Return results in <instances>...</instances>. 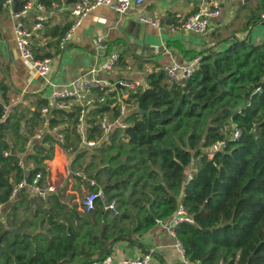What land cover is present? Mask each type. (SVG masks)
Wrapping results in <instances>:
<instances>
[{
  "label": "trees",
  "instance_id": "16d2710c",
  "mask_svg": "<svg viewBox=\"0 0 264 264\" xmlns=\"http://www.w3.org/2000/svg\"><path fill=\"white\" fill-rule=\"evenodd\" d=\"M39 1L47 12L75 2ZM25 2L0 0V14ZM235 9L232 21L209 36L217 47L193 57L199 61L190 76L178 83L162 68L147 72L146 87L127 95L135 105L128 126L91 148L80 147L76 106L42 114L45 97L10 105L15 89L0 61V206L11 200L17 182L35 172L41 173L40 186L51 183L56 152L71 157L73 190L102 195L84 211L61 191L41 198L20 188L0 217V264H94L118 241L139 244L179 205L192 221L178 222L174 234L190 262L264 264V40L248 42L250 28L264 20V0H243ZM52 17L31 35L35 58L61 51L59 37L73 21L52 23ZM106 108L87 109L86 137H99L96 115ZM45 121L42 134L26 147L28 135ZM54 125H60L62 141L48 131ZM218 140L225 145L209 156ZM109 201L117 213L103 208Z\"/></svg>",
  "mask_w": 264,
  "mask_h": 264
},
{
  "label": "crops",
  "instance_id": "0c3cea01",
  "mask_svg": "<svg viewBox=\"0 0 264 264\" xmlns=\"http://www.w3.org/2000/svg\"><path fill=\"white\" fill-rule=\"evenodd\" d=\"M242 1L236 0L232 3V0H219L221 11L212 22L210 34L216 29L221 32L220 26L232 21L235 8ZM197 4L198 0H146L140 5H131L126 12L120 14L106 5L93 8L81 19L70 43L61 51L49 56L51 60L48 77L54 86L38 76L32 65L27 62L29 60L18 54L13 31L15 19L11 9L8 8L0 14V61L8 65L7 77L15 89V93H9L10 105L19 102L31 105L35 97L47 98L52 89H61L75 79L82 69L97 59L92 42L93 36H103L109 42L110 48H117L121 56L113 69L98 71L100 77L108 79L126 77L145 83L147 72L159 70L162 65L172 61L180 64L189 62L200 50L210 47L208 44L211 40L210 34L204 36L184 29L171 30L167 23L174 12L189 14L197 8ZM71 5L72 3L62 4L56 11H46L45 18L48 19L49 15H53L52 23L60 22L64 18L73 20L70 15L66 16L62 13V10ZM140 13L158 16L162 19V24L154 26L143 22L138 19L137 14ZM34 16V11L27 12L22 16L24 24L31 25L35 21ZM250 29L249 36L253 43L264 40V25L254 24ZM41 38L43 42L46 41L44 36ZM85 57L89 60L87 61V58L85 60ZM45 127L47 121L41 129L28 135L26 147L38 139L37 135L42 134ZM54 169L53 166L52 171ZM52 171L48 175L49 181L55 185V191H60L62 180L57 179ZM66 187L65 192L72 191L69 185ZM27 190L35 195L33 188L27 186ZM14 196L15 194L12 198ZM12 198L0 206V217L11 205ZM174 216L175 213H172L164 220H158L143 233L139 244L129 246L126 241L116 242L106 259L94 264H124L123 259L126 254H136L146 250H150L161 264H183L181 254L175 246V235L168 230Z\"/></svg>",
  "mask_w": 264,
  "mask_h": 264
},
{
  "label": "built area",
  "instance_id": "2783aa9c",
  "mask_svg": "<svg viewBox=\"0 0 264 264\" xmlns=\"http://www.w3.org/2000/svg\"><path fill=\"white\" fill-rule=\"evenodd\" d=\"M146 0H75V2L68 6L69 15L73 18L71 25L60 35L58 40V48L64 49L68 43L73 39L76 28L80 25L81 19L93 8L106 5L116 13H124L131 5H140ZM11 0H6V3H10ZM34 11L35 21L28 27L24 24L22 16L27 12ZM219 0H198L197 8L189 13L182 14L181 12H174L170 22L167 25L171 30H188L197 34L208 36L211 32V25L216 16L220 14ZM12 16L15 19L14 22V39L16 41V49L18 54L29 60L34 69V72L45 79L48 84L52 83L49 75V63L50 58L43 56L42 58H35L31 49V35L32 33L40 29L43 20H45L46 9L44 4L39 0H26L23 6L18 11H11ZM138 19L149 23L154 26H160L162 19L155 15L140 13L137 14ZM264 19V14L262 15ZM264 21V20H263ZM92 42L95 50L96 61L88 64L82 72L76 76L75 79L65 84L61 89H52L47 96V102L41 108L42 114H49L50 109L70 110L74 106L78 108L75 131L81 137L80 147H94L101 143L104 139L108 138V134L118 128L123 131L129 124L126 120L127 115L135 110V105L128 103L127 95L130 91L135 89H144L146 84L138 81L137 79H129L126 77L108 79L100 77L98 71L111 70L118 64L120 60V52L117 48H110L109 42L103 36H93ZM209 46H213V41L209 40ZM199 57H195L187 63L180 64L172 61L170 63L161 66L165 75L175 82L181 83L185 78L190 76L195 66L198 64ZM107 106L106 109L96 115V124L99 131V137L90 138L86 137V127L88 126L87 109L94 106ZM60 125H54L48 131L53 133L60 141L63 140L62 133L59 132ZM239 131L234 133V138L239 136ZM40 135L38 134L37 137ZM27 144V142H26ZM48 145V143H46ZM225 142L218 140L214 143L209 151V156H212L213 152L222 150ZM70 158L64 160L61 170L63 177L69 178L72 170L70 168ZM19 164L23 166L22 159L19 160ZM190 178L192 174L190 171L186 173ZM83 179L87 176L82 173H78ZM41 178L40 172H35L31 180L26 177L17 182L13 189L11 196L14 195L20 188L29 186L34 189L35 195L41 198H45L49 191H55V185L48 183L45 186L38 184ZM90 184H94L95 180L89 178ZM98 197H102L100 190L89 191L83 195L80 200L79 208L82 210H89L94 207L95 201ZM108 208L111 212L117 213L115 203L113 201L106 202L104 207ZM175 216L172 223L169 225L168 230L174 234V227L180 221L191 222V217L185 213L182 206L179 205L175 210ZM176 238V236H175ZM175 246L178 252L181 254V261L183 264H195L190 262L186 255L183 253L180 242L175 239ZM124 264H161L152 254L150 250L141 253L126 254L123 259Z\"/></svg>",
  "mask_w": 264,
  "mask_h": 264
},
{
  "label": "rangeland",
  "instance_id": "374dc122",
  "mask_svg": "<svg viewBox=\"0 0 264 264\" xmlns=\"http://www.w3.org/2000/svg\"><path fill=\"white\" fill-rule=\"evenodd\" d=\"M236 0H232V3H235ZM240 2V1H239ZM258 27V26H257ZM261 27V26H260ZM252 42V41H251ZM214 46V45H213ZM217 47V46H215ZM214 47V49H215ZM29 62V64H31L30 61H27ZM69 155L67 154H62L61 152H56L55 155H54V161L52 162L53 166L55 167V169L52 171V174L57 177V179H60L62 180V185L59 186L60 188V191L62 193V197L64 199H67L68 201H70L71 203H77L78 205L80 204V200L82 199L83 197V194H84V190L82 191V193H79L77 192L76 190H73L72 189V179L71 177L69 178H66V177H61V173H60V169L62 168V165H63V162L66 158H68ZM187 172H189V169L187 168L186 169ZM70 182V184H69ZM69 185V187L71 188L72 191H64L67 187V185Z\"/></svg>",
  "mask_w": 264,
  "mask_h": 264
},
{
  "label": "water",
  "instance_id": "95a60500",
  "mask_svg": "<svg viewBox=\"0 0 264 264\" xmlns=\"http://www.w3.org/2000/svg\"><path fill=\"white\" fill-rule=\"evenodd\" d=\"M6 10H8V9H6ZM261 24L264 25V21H262ZM248 42H251V37L250 36L248 37ZM86 58H87V61H88L89 60L88 57H85V60H86ZM257 86H258V84H255V87H257ZM16 230H17V228L14 227L13 231H16Z\"/></svg>",
  "mask_w": 264,
  "mask_h": 264
}]
</instances>
